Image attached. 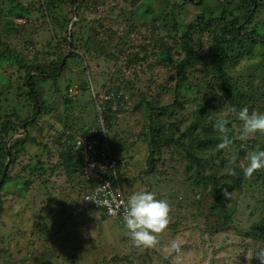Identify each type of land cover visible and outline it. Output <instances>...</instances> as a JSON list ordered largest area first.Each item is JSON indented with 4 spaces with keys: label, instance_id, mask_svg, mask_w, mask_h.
<instances>
[{
    "label": "trees",
    "instance_id": "1",
    "mask_svg": "<svg viewBox=\"0 0 264 264\" xmlns=\"http://www.w3.org/2000/svg\"><path fill=\"white\" fill-rule=\"evenodd\" d=\"M113 1L117 0H35L14 4L7 9L10 17H0V215L4 212L3 190L8 182L18 180L17 184L22 185L17 191L20 197V191L28 192L35 183L42 188L45 181L42 177L47 170L49 175L62 172L64 179L75 181L78 187L75 214L94 209L84 206L82 201L83 155L75 149L74 139L93 124L95 109L93 119L85 122L74 114V107L84 96H88V103L93 107L95 97L106 94L110 97L104 102V119L112 151L124 161L118 166L114 182L122 187L129 179L125 167L131 159L129 152L136 139L134 134L148 150V171L156 169L162 148L171 146L186 158L187 172L189 165L195 162L193 181L210 186L214 191L212 213L217 225L211 229L230 228L231 215L218 189H242L247 181L250 185L251 181H259L264 187V170H258L251 177L243 173L245 167H241V162L247 166L245 162L248 154L256 150L259 133L242 139L243 122L238 119L243 107H248L250 112L264 113V0H122L112 5ZM124 2L128 3L127 8L122 7ZM170 2L173 5L168 9ZM101 7L107 8L110 14L107 22L115 24V28L100 22L101 28L109 34L99 40L98 32L92 30L94 27L83 32L84 25L80 22L85 12ZM190 8L196 12L188 22H180L178 13ZM34 10L42 12L43 21L32 24ZM72 16L79 17L78 21L71 23ZM17 18L24 22L17 23ZM121 28L123 35L116 33ZM154 32L160 38L155 37ZM41 33H51V37L44 41L36 39ZM18 34L20 38L16 37ZM152 38L160 44L153 48V51L161 50L159 64L171 72L163 78L159 72H151L144 79L148 70L142 63L146 61ZM110 41L121 43L117 54L102 51ZM132 41L134 44L128 51L126 44ZM136 46L139 51L134 49ZM87 55L113 64L112 71L99 84L100 88L92 85L90 76L83 80L65 76L70 64L77 61L82 63L83 74L88 75ZM257 57L261 60L254 62ZM244 61H249L247 65L253 66V72L246 71ZM126 71L129 76L124 74ZM51 92L63 99L62 111L52 123L45 119L52 112ZM183 98L195 109L188 124L175 137L177 113ZM129 113L137 115L136 122L141 123L137 133L123 128L124 118ZM222 113L229 120V135L233 141L226 149L217 148L220 134L213 127ZM171 117L175 121H171ZM179 120L181 124L188 121L187 118ZM32 128L35 135L30 134ZM22 129L26 131L23 136L8 141ZM8 142L11 159L5 170ZM29 143L42 148L50 159L56 155L53 166L46 167L38 155L29 156L26 147ZM233 154L237 157L235 163L231 160ZM27 156L29 159L25 161ZM33 160L36 164L32 166ZM15 166L19 171L12 174ZM231 167H235L237 175L227 174L226 170ZM248 233L264 246V217L255 222ZM12 236L8 241L19 238ZM36 250L30 249L31 252ZM17 252L24 254L20 249ZM30 256L28 251L21 261L31 262ZM55 258H59L58 252ZM50 259L37 264L48 263Z\"/></svg>",
    "mask_w": 264,
    "mask_h": 264
},
{
    "label": "rangeland",
    "instance_id": "2",
    "mask_svg": "<svg viewBox=\"0 0 264 264\" xmlns=\"http://www.w3.org/2000/svg\"><path fill=\"white\" fill-rule=\"evenodd\" d=\"M32 1L35 0H0V17H10L9 13L7 14V9L10 6ZM117 1L122 2V0ZM117 1H113L112 5H117ZM170 3L165 5L166 8L170 9L173 2ZM73 7L76 8V5ZM122 7L127 8L128 3L124 2ZM38 10L32 12V24L44 20L42 12ZM64 11L65 9L60 12L61 15ZM195 12L196 10L193 8L182 9L178 13V19L182 23L188 22ZM109 16L107 8L103 7L85 12L80 22L84 25L83 32L94 27L92 30L98 32L99 40L106 38L109 33L101 28L100 22L115 28V24L107 22ZM78 18L72 16L71 23L77 22ZM15 21L23 23L24 19L17 18ZM71 23L68 27L69 30ZM116 33L123 35L124 29H118ZM153 35L160 38L155 32ZM20 36L16 35L19 38ZM50 37L51 33L43 35L41 33L35 38L44 41ZM109 43L102 51L117 54V49L122 47H119L121 43L115 41ZM132 44H134L133 41L126 44L128 51L131 50ZM158 45L160 44L155 39H150L148 48L152 52L148 50L146 61H142V66L148 70L144 79L151 72L154 74L159 72L158 75L162 78L171 72L168 67L158 62L161 50L153 51V48L156 49ZM134 49L139 51L138 46ZM69 52L68 49L66 56ZM259 60L261 57H257L254 62H259ZM244 63L246 71H254L252 65H247L249 61H244ZM86 64L88 75L83 74L82 63L77 61L70 64L65 76L74 80H83L90 76L92 85H98L97 88L113 68L111 61H104L95 56L87 55ZM261 72L256 71L260 74ZM124 74L129 76L128 71ZM64 77L60 81L62 87L64 86ZM195 82L194 80L192 84ZM48 86H51V82ZM75 86L74 83L71 88L74 89ZM141 86L145 87L144 84ZM49 97H51L49 104L52 112L46 115L45 119L52 123L58 119V114L62 111L63 99L59 94L52 95V92ZM87 98L88 96L81 98L74 107V114L81 116L85 122L91 121L94 117V106L89 105ZM171 101L172 98H170ZM181 104L183 105L181 109H178L177 117L179 119L187 118L188 121L181 124V120L176 119L175 137H178L181 130L188 124L191 113L195 109L187 99L183 98ZM221 116L225 115L222 113ZM31 120L29 119V121ZM136 120L137 115L129 113L124 118L123 128L129 132L134 130L137 133L141 123L137 124ZM170 120L175 121L173 117ZM30 134H36L34 128L30 130ZM23 135L16 136V138ZM134 136L136 139L134 138L133 146L130 147L129 152L131 159H128L130 161L125 167L127 172L125 173L129 179L124 182L122 189L126 198L135 191L148 190L154 192L157 198L168 201L170 205L169 224L163 232L157 234L159 243L156 247L137 248L123 223L115 217L103 216L100 209H84L80 214H75L74 206L78 195L75 181L64 179L62 172L59 175H49V170H47L42 177L45 179L43 187L41 188L38 183H35L28 192L20 191V197L17 191L22 185L17 184L18 180L13 179L4 186V212L0 215V264H37L46 262L50 257L53 259L45 264H258L254 256L257 253L264 255V246L260 241L251 237L252 234L248 231L252 229L255 222L264 217L263 185L259 181H251L250 185L247 181L242 189H218L222 195L223 203L231 215V222L230 228L213 231L211 228L217 225L216 216L212 213L214 191L210 189V186L204 187L193 181L195 162L193 161L189 165L187 172V161L184 155L171 146L163 147L156 159V169L148 171L146 161L148 150L135 134ZM130 139L129 136L128 140ZM14 140L12 139V141ZM261 145L264 148V133H259L256 150H259ZM26 147L29 150V156L38 155L46 167L53 166L52 162L57 160L56 155L50 159L44 153L45 151H41L42 148L36 147L32 143L27 144ZM24 159L26 161L29 157H24ZM245 163L247 164V162ZM35 164L36 160H33L31 165ZM241 167H246L243 161ZM12 169V174L19 171L17 166ZM225 190L230 193L229 197L225 196ZM210 192L211 196H209ZM13 234L19 238L8 241ZM172 242L180 245L179 254L170 248ZM32 248L38 250L31 252ZM19 249L25 255L28 251L29 254L31 253V262L29 260L21 261L24 254L18 253ZM57 252L59 258H55ZM52 254L54 257L51 256Z\"/></svg>",
    "mask_w": 264,
    "mask_h": 264
},
{
    "label": "clouds",
    "instance_id": "3",
    "mask_svg": "<svg viewBox=\"0 0 264 264\" xmlns=\"http://www.w3.org/2000/svg\"><path fill=\"white\" fill-rule=\"evenodd\" d=\"M238 119L243 122L241 138H248L257 133H264V113L249 111L243 107L238 112ZM229 120L225 116L216 119L214 129L220 134L218 149H226L232 143ZM236 155L231 156L235 163ZM258 170H264V148L250 152L247 157V166L243 169L246 177L253 176ZM228 175H237L235 167L226 170ZM225 196L230 193L225 190ZM122 223L137 248H154L158 245L157 234L163 232L169 224L170 205L167 200L157 198L156 194L148 190L135 191L122 203ZM110 211H112L110 209ZM173 252L180 253V245L176 242L170 244ZM258 264H264V255L255 254Z\"/></svg>",
    "mask_w": 264,
    "mask_h": 264
},
{
    "label": "built area",
    "instance_id": "4",
    "mask_svg": "<svg viewBox=\"0 0 264 264\" xmlns=\"http://www.w3.org/2000/svg\"><path fill=\"white\" fill-rule=\"evenodd\" d=\"M109 97L106 94L95 97L93 124L82 135L75 137L74 144L75 149L83 155V181L80 187L83 189L84 206L100 209L108 216L122 219V203L127 198L122 187L114 180L118 166L124 161L112 151V141L104 119V102Z\"/></svg>",
    "mask_w": 264,
    "mask_h": 264
},
{
    "label": "water",
    "instance_id": "5",
    "mask_svg": "<svg viewBox=\"0 0 264 264\" xmlns=\"http://www.w3.org/2000/svg\"><path fill=\"white\" fill-rule=\"evenodd\" d=\"M65 61V57L62 59V63ZM26 123L23 124V126L25 125ZM25 133V129H22L21 132H17L15 134H13L10 138H9V142L15 138L16 136H19V135H23ZM9 142L6 144V150H7V160H6V164H5V170L8 168V164L10 162V159H11V156H10V149H9ZM1 181V180H0Z\"/></svg>",
    "mask_w": 264,
    "mask_h": 264
}]
</instances>
